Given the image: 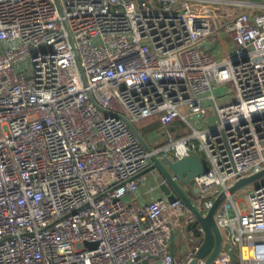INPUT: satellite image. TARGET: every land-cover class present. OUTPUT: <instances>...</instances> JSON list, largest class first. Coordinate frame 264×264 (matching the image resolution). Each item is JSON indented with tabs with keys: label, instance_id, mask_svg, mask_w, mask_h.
I'll use <instances>...</instances> for the list:
<instances>
[{
	"label": "built area",
	"instance_id": "2783aa9c",
	"mask_svg": "<svg viewBox=\"0 0 264 264\" xmlns=\"http://www.w3.org/2000/svg\"><path fill=\"white\" fill-rule=\"evenodd\" d=\"M212 1L0 0V264L197 258L201 226L176 252L196 218L181 198L126 197L150 180L153 154L205 153L208 171L186 186L204 213L264 169V8L228 18ZM218 31L237 43L222 57L202 47ZM209 104L217 121L203 127ZM153 116L186 130L148 150L130 123ZM216 218L241 264H264V181ZM210 264H231L229 250Z\"/></svg>",
	"mask_w": 264,
	"mask_h": 264
},
{
	"label": "water",
	"instance_id": "95a60500",
	"mask_svg": "<svg viewBox=\"0 0 264 264\" xmlns=\"http://www.w3.org/2000/svg\"><path fill=\"white\" fill-rule=\"evenodd\" d=\"M130 125L146 148L151 150V146L147 143L137 127L132 123H130ZM152 161V164L146 171L153 169L158 170L164 179L160 188L164 191L168 199L174 201L177 198H181L194 213L196 218L190 225V229H193L195 235L198 237L202 236V232L199 230L198 226L204 229V237L197 251V258H194L188 264H198V258H205L206 262L210 264L223 248L229 250L231 254V264H237L236 249L229 241L225 240L224 234L217 222L216 212L229 194L233 195L239 189L263 178L264 169L235 181V183L228 188V191H222L219 194L212 207L204 213V208H202L203 211H201L198 204L193 201L191 192L186 190V186L193 182L194 177L208 171V166L204 161L203 155L201 153H194L181 159L173 160L169 156L159 158L156 154H153ZM93 244L96 245V243Z\"/></svg>",
	"mask_w": 264,
	"mask_h": 264
},
{
	"label": "crops",
	"instance_id": "0c3cea01",
	"mask_svg": "<svg viewBox=\"0 0 264 264\" xmlns=\"http://www.w3.org/2000/svg\"><path fill=\"white\" fill-rule=\"evenodd\" d=\"M211 3L216 11L220 10L219 14L224 13L226 16H228V18L233 17L234 15L239 14L242 11L255 13L264 8V0H213ZM225 18L226 17H222V21L225 20ZM202 47L215 57H221L233 52L237 47V43H235L232 37L225 31H218L205 39ZM155 120L160 121V118L158 116H153L140 121V124H136L137 129L144 136L150 146L157 145L164 140L161 138V133L163 131L159 132V134L156 135L150 133L149 131L146 132L147 134H143L139 127L140 125L150 124ZM211 124L213 123L210 122L209 124H207V126ZM198 125L205 126L203 125V122L198 123ZM185 130L186 123L181 119H176L173 123L166 127L165 132L178 134L180 132H184ZM160 178L161 174L158 172V170L153 169L150 174V180L142 184L137 191L128 195L126 197V201L130 204L132 203L136 206H139L144 205L148 201L159 196L167 197L164 191H162L161 188L157 186L159 180H161ZM153 186H156V188L151 190V187ZM236 200L241 207V200ZM190 230L191 229L188 226L185 228L184 232H179L176 235V252L178 255L185 254L190 247L197 245L201 240V236L198 237L195 234L191 235ZM237 264H241L239 260Z\"/></svg>",
	"mask_w": 264,
	"mask_h": 264
},
{
	"label": "rangeland",
	"instance_id": "374dc122",
	"mask_svg": "<svg viewBox=\"0 0 264 264\" xmlns=\"http://www.w3.org/2000/svg\"><path fill=\"white\" fill-rule=\"evenodd\" d=\"M217 14H219L220 10L216 11ZM218 21H222V18H219ZM222 57V56H221ZM223 91V88H219L217 90V93H221ZM200 118H202V122H203V125L207 126V124H209L210 122H212L213 124L217 121V114H216V111L214 110V108L212 107V105H206L203 113H201V116ZM140 124V123H139ZM203 126V127H205ZM140 130L142 131L143 134H147L146 132H150L154 135L156 134H159V132H162L163 130L166 129V126L163 125L161 123V121L159 120H155L154 122L150 123V124H147V125H140ZM162 139H164V136L162 137ZM205 156V163L207 165H209V162H208V159L205 155V153L203 154ZM152 171V170H151ZM151 171H149L148 173L151 174ZM262 181H264V177L261 178L260 180L244 187V188H241L239 189L238 191H236L234 194H233V197L234 199H240L241 202V207L242 209H246V206H247V194L248 192L257 184L261 183Z\"/></svg>",
	"mask_w": 264,
	"mask_h": 264
},
{
	"label": "trees",
	"instance_id": "16d2710c",
	"mask_svg": "<svg viewBox=\"0 0 264 264\" xmlns=\"http://www.w3.org/2000/svg\"><path fill=\"white\" fill-rule=\"evenodd\" d=\"M237 262H238V259H237Z\"/></svg>",
	"mask_w": 264,
	"mask_h": 264
}]
</instances>
